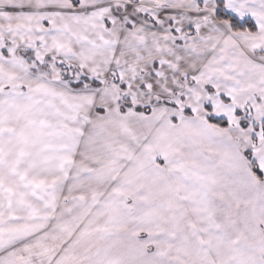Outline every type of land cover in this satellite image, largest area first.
<instances>
[{
    "label": "snow or ice",
    "instance_id": "6c2138e0",
    "mask_svg": "<svg viewBox=\"0 0 264 264\" xmlns=\"http://www.w3.org/2000/svg\"><path fill=\"white\" fill-rule=\"evenodd\" d=\"M0 264H264V0H0Z\"/></svg>",
    "mask_w": 264,
    "mask_h": 264
}]
</instances>
